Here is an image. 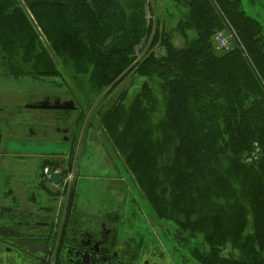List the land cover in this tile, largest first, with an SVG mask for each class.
Returning <instances> with one entry per match:
<instances>
[{
    "label": "trees",
    "instance_id": "1",
    "mask_svg": "<svg viewBox=\"0 0 264 264\" xmlns=\"http://www.w3.org/2000/svg\"><path fill=\"white\" fill-rule=\"evenodd\" d=\"M153 1L0 0V60L41 78L58 59L80 104L101 93L98 130L157 219L201 237L200 264H264V0H249L253 14L241 0H171L169 29ZM228 28L235 47L215 40ZM129 74L145 79L133 100L106 99Z\"/></svg>",
    "mask_w": 264,
    "mask_h": 264
},
{
    "label": "rangeland",
    "instance_id": "2",
    "mask_svg": "<svg viewBox=\"0 0 264 264\" xmlns=\"http://www.w3.org/2000/svg\"><path fill=\"white\" fill-rule=\"evenodd\" d=\"M248 2L241 0L242 7L249 12L253 7ZM153 5L155 16L164 21V26L168 29L174 26L180 16L179 8L171 0H156ZM147 7L148 19L151 14ZM257 8L258 5L253 10ZM233 36L235 34L228 28L214 37L217 43V39L223 37L227 47H235L237 41ZM173 41L180 46L182 39L178 35ZM45 46L48 48L47 43ZM146 47L143 41L135 48V60ZM154 50L159 49L155 47ZM55 65L59 71L57 76L15 78L0 60V175L17 176L14 178L17 181H12L11 185L18 184L17 191L11 194L0 191L1 217L11 218L29 212L42 214L45 207L58 222L64 207L63 189L69 191L70 186H74L76 198L70 215L74 214V218L81 221L82 228L96 223L99 228L104 225L114 235L117 246L138 251V264H200L193 256L208 249L201 237L192 238L187 233L178 236L171 221L157 219L137 191L131 174L123 169L124 161L112 152L98 130L95 114L100 106L101 93L90 94L80 104L79 98L71 91L74 84L62 73L58 59ZM129 76L126 75L106 99L122 98L128 105L145 81L143 77ZM44 100L50 105L62 106L72 101L76 109L68 112L62 108L26 107ZM62 155L65 156L59 157ZM43 159L49 161L47 166L41 165ZM45 167L64 176L58 186L48 185L40 176ZM57 226L50 227V237L53 235L48 246L51 261L58 256ZM35 244L42 250V242ZM227 252L226 248L222 255ZM0 254L5 255L3 250Z\"/></svg>",
    "mask_w": 264,
    "mask_h": 264
},
{
    "label": "flooded vegetation",
    "instance_id": "3",
    "mask_svg": "<svg viewBox=\"0 0 264 264\" xmlns=\"http://www.w3.org/2000/svg\"><path fill=\"white\" fill-rule=\"evenodd\" d=\"M66 137H63V140L67 141ZM46 161H42L41 165L47 166ZM43 169L40 176L48 185L58 186L64 179V176L53 168ZM51 171L57 173L56 182L51 180ZM15 177L17 176L0 175L1 193L11 194L12 191H17L18 184L11 185L12 181H17L14 180ZM75 189L74 186L73 188L70 186L69 191L63 189L64 207L58 222L45 207L42 214L37 215L30 212L11 218L0 215V252L3 250L5 253L0 254V264H138L136 259L138 254L134 250L122 249L115 245L113 234L104 225L99 228L96 223L92 227L82 228L81 221L74 218V214L70 215L76 198ZM45 191L50 193L47 188ZM63 192L61 191V194ZM57 224L58 256L51 261L48 246L49 238L51 239L53 235L50 237V227L53 225L55 228ZM47 228L49 230L44 231ZM36 242L43 243L42 250L35 244Z\"/></svg>",
    "mask_w": 264,
    "mask_h": 264
},
{
    "label": "water",
    "instance_id": "4",
    "mask_svg": "<svg viewBox=\"0 0 264 264\" xmlns=\"http://www.w3.org/2000/svg\"><path fill=\"white\" fill-rule=\"evenodd\" d=\"M27 108H42V109H54V108H62V109H72L74 106L72 105V103H70V105H49L47 104L46 101L39 103V104H35V105H27ZM56 172L51 171V180L56 182Z\"/></svg>",
    "mask_w": 264,
    "mask_h": 264
},
{
    "label": "built area",
    "instance_id": "5",
    "mask_svg": "<svg viewBox=\"0 0 264 264\" xmlns=\"http://www.w3.org/2000/svg\"><path fill=\"white\" fill-rule=\"evenodd\" d=\"M217 40H218V44L220 46H225L226 45V39L225 38L219 37V39H217Z\"/></svg>",
    "mask_w": 264,
    "mask_h": 264
}]
</instances>
